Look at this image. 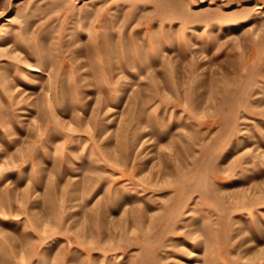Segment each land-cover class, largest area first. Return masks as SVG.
<instances>
[{
	"label": "rangeland",
	"instance_id": "rangeland-1",
	"mask_svg": "<svg viewBox=\"0 0 264 264\" xmlns=\"http://www.w3.org/2000/svg\"><path fill=\"white\" fill-rule=\"evenodd\" d=\"M0 264H264V0H0Z\"/></svg>",
	"mask_w": 264,
	"mask_h": 264
},
{
	"label": "bare ground",
	"instance_id": "bare-ground-1",
	"mask_svg": "<svg viewBox=\"0 0 264 264\" xmlns=\"http://www.w3.org/2000/svg\"><path fill=\"white\" fill-rule=\"evenodd\" d=\"M193 255H197V254H193Z\"/></svg>",
	"mask_w": 264,
	"mask_h": 264
}]
</instances>
